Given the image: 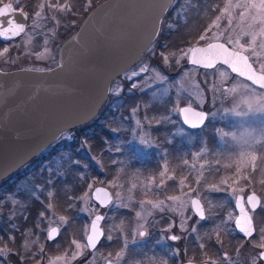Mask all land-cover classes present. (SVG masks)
I'll return each mask as SVG.
<instances>
[{
  "label": "rangeland",
  "instance_id": "374dc122",
  "mask_svg": "<svg viewBox=\"0 0 264 264\" xmlns=\"http://www.w3.org/2000/svg\"><path fill=\"white\" fill-rule=\"evenodd\" d=\"M210 1L173 0L167 13L169 19L164 16L160 23L159 32L164 26L163 39L158 44H154L157 35L153 46L149 48L152 51L147 50L138 63L127 72L139 71L144 65L149 67V71L141 73L132 80L125 78V72L113 81L110 86L111 95L106 102L108 104L97 117L96 122H91L77 132L71 131L55 146L45 151L39 159L23 168L8 187L0 188V243L7 240L9 243L7 249L10 253L28 250L27 252L32 253L34 258L38 256L36 264H49L51 259L60 255L70 258L71 254L64 253L63 247L59 251L58 248L63 241L65 243L73 238L81 240L76 228L85 217H89L87 212L81 210L80 214H75L74 206L79 195L85 191L83 187L89 183H93L94 187L103 179H107V183L116 179L119 187L112 188L114 192L121 193V199L125 197L127 201L129 195L143 193L140 187L129 193L128 188L131 184L140 185L149 178H154V181L158 178L161 180L159 173L166 165L165 178L168 175L194 178V180L199 177L198 188H202L203 191L197 190V187L190 190L188 185H184L182 187H187V192L185 190L183 192L191 191L195 196L198 194L209 202L212 199L220 200L216 206L219 208L223 202V189L229 182L233 183V188L243 187L246 190L261 188L259 182L264 186V92L232 76L220 66L204 71L187 65L186 68L174 72V76L171 75L172 73H166L168 67L173 68L174 71L176 66L186 63L184 58L179 65L176 64V59L182 55L184 49L192 45H204L207 42V40L201 41L200 44L199 36L220 15L219 13L214 17L210 16L211 9L208 4ZM4 2L12 3L18 10L23 9L27 14L26 33L31 35L32 39L28 41L27 35L22 34L9 43L0 42V51L5 47L10 49L8 53L0 56L2 70L49 69L55 66L56 51L59 46L54 48L53 43L62 39L77 22L76 18L80 12L94 3L88 0H0V4ZM233 2H244V0H233ZM41 3H68L71 11L53 12L46 7L43 15L47 17L55 15L59 25L50 18L41 19L39 23L42 26L33 31L31 25L34 22V14L39 10ZM239 11L241 9L234 11L231 27L227 19H223L219 28L212 27L207 36L211 37L214 32L221 30H230L235 38L240 28L246 26L239 19ZM207 15L212 21L203 24ZM52 29H55L54 33ZM177 29L178 44L180 39L188 38L189 40L194 38V43L181 44L176 51L171 50L168 54L161 52L162 44L170 33L169 30ZM45 39L48 40L46 47L49 52L45 59L37 60L36 55L45 48L43 43ZM220 41L224 42L223 38ZM256 47L261 59L255 67L260 71L259 63L264 62V49H259V40ZM164 56L168 57L167 65L164 63ZM152 69L166 79L156 80ZM186 72L189 73L188 76L184 75ZM220 72H224L225 75L221 77ZM133 83L137 85L136 88L131 87ZM117 88L120 89L118 93L115 91ZM126 94L127 97L130 94H140V97L146 98L128 99V104L122 106L123 116L115 118L113 123H110L111 118L106 119L110 112L117 110V107H119L118 112L121 111L120 98ZM182 104L207 111L205 129L203 127L189 132L180 126L178 115L172 109ZM133 109H136L135 113ZM137 120L140 121V127L136 125ZM95 125H98L99 129H109V138L103 137L100 141L96 139L95 142L93 141L96 144L93 147L90 144L91 139L87 141L84 137L91 134L89 132ZM145 134L151 141V146L139 143L141 135ZM158 136L162 137L161 141L157 140ZM69 137H72V140H68ZM97 160L100 161L99 164L96 163ZM214 176L216 182L206 184L204 178ZM224 180L227 184L221 183ZM213 185L221 187L222 191H208ZM49 191L54 193L52 198L47 195ZM13 200L17 203L13 204ZM48 203L54 205L57 215H65L69 218L68 224L52 243L45 240V231H42L46 230L47 217L52 215V212L46 208ZM83 206L81 205L79 209ZM211 207L212 205H209V210ZM41 211L45 212L44 220L39 218ZM157 212H153L147 222L153 221L152 224H158ZM136 220L137 228V225L143 221L138 218ZM38 221L40 228L36 227ZM31 224L34 225L33 229L37 230L35 241L38 250L30 244V236L26 235V230L32 227ZM25 243L29 245L27 249L24 247ZM41 245L44 246L43 252L40 251ZM70 249L74 251L73 246ZM6 257L11 258L14 264L17 263L11 255Z\"/></svg>",
  "mask_w": 264,
  "mask_h": 264
},
{
  "label": "water",
  "instance_id": "95a60500",
  "mask_svg": "<svg viewBox=\"0 0 264 264\" xmlns=\"http://www.w3.org/2000/svg\"><path fill=\"white\" fill-rule=\"evenodd\" d=\"M172 1L103 0L59 46L54 67L0 69V183L61 135L96 117L111 83L135 66L156 39ZM13 9L15 19L27 25L20 10ZM8 18L0 17L5 26ZM186 63L192 66L187 59ZM252 86L264 91V84L253 81ZM192 108L203 112L206 121L204 110Z\"/></svg>",
  "mask_w": 264,
  "mask_h": 264
},
{
  "label": "snow or ice",
  "instance_id": "6c2138e0",
  "mask_svg": "<svg viewBox=\"0 0 264 264\" xmlns=\"http://www.w3.org/2000/svg\"><path fill=\"white\" fill-rule=\"evenodd\" d=\"M52 10L53 12H69L71 7L68 3L59 4V3H41L39 5V10L34 14V22L31 25L33 31L36 28L41 27L39 23L41 19H51L59 25V20L56 19L55 15L47 17L43 15V10L45 8ZM237 9L239 11V19L241 22H244L246 26L240 28L239 33L234 38L230 30H221L214 32L211 37L207 36V33L211 31L212 27L219 28L220 21L227 19L229 27L233 24V14ZM13 4L8 3L3 7H0V17L9 16L6 21L0 20V39L3 40H15V38L21 36V34L26 33V25L24 23L18 22L14 15ZM20 14L27 19V14L23 12V9H20ZM179 14V13H178ZM247 18V20H246ZM53 33L55 29H52ZM223 38L224 42H218ZM28 41H31L32 36L27 35ZM204 46L192 45L183 50L182 55L176 59V64L179 65L181 59L186 58L190 65L203 67L205 69H213L217 65L227 66L232 73L238 74L240 77L245 78L247 82L253 81L258 82V84H264V62L259 63V70L262 74H257V68L254 65L261 59L257 51V41L259 40V49H264V0H244V2H233V0H225L223 8L220 9V15L216 17V20L213 21L212 25H209L205 32L199 36V41H206ZM198 41V42H199ZM45 48L42 52L36 55L37 60H43L46 58L49 49L46 47L48 40H44ZM9 48L5 47L0 51V56L9 52ZM152 51V49H148ZM165 65L168 64V57H163ZM35 71H43L42 68H37ZM149 71L147 65L141 66L139 71L132 70L131 72L125 73V78L127 80H132L133 78L139 76L141 73ZM155 73V79L163 81L166 78L162 76L159 72L152 69ZM185 76H188L189 73H184ZM224 72H220V76L223 77ZM132 88H136L135 83L132 84ZM195 87V86H194ZM110 91H112L110 89ZM118 93L119 88L115 89ZM136 109H133L135 113ZM182 120L183 124L190 128H197L202 126L205 121V114L201 111H195L190 106H177L172 109ZM168 119V117H164ZM159 123V121H157ZM137 127H140V121H136ZM71 138V137H69ZM139 143L144 146H151V141L146 138L145 135H141ZM195 158V157H194ZM97 164L100 163L99 160L96 161ZM102 167V166H101ZM167 173L166 165L163 166L161 172L159 173L161 180L158 185L154 183V178H149L147 182H141L140 185L135 183L131 184L128 188L129 193H131L137 187H140L141 190L147 195L153 191L154 187H163L165 185V176ZM174 177L171 175L167 176L168 180H172ZM238 182V181H237ZM103 183V182H100ZM186 183L185 179L179 180V185L184 186ZM199 183V180H197ZM222 184H227V181L224 180ZM110 187H119L117 180L113 179L108 182L106 187H93V183L87 185V189L82 193L78 198L84 204L81 208L82 212H87L91 216L90 223L85 225L83 230V239L77 240L75 238L71 239L70 244L73 246L74 251H72L71 257L67 258L66 255H60L51 259L49 264H72L76 261L82 254L83 250H96L98 243L105 237V229L102 225V221L105 220V216L100 214V209L107 207L115 203L118 207H129L130 202L132 201V196L127 197V202L121 199V193L119 191L115 192V200L113 193H111L108 188ZM208 191L210 192H220L222 188L216 185L211 186ZM246 189L241 188H232L230 191L231 197L234 199L236 214L229 211L227 217L224 221H221L217 224L212 232L216 236L217 243L221 244L219 239L220 233L223 231L225 233L238 231L243 234L245 238L251 239L259 230V243L255 244L254 247L258 248L259 251L252 256L251 264H264V226H259L254 220V213L257 208L261 206V198L255 191H249L245 196ZM49 198L54 196V193L49 191L47 193ZM91 201H95V205H91ZM13 204H16L17 201L13 200ZM72 207V205H69ZM140 210L136 211V217L143 221L137 225L138 235L143 237L146 234L145 228L148 217H150L153 212L159 211L164 212L165 209L178 213L181 216L179 223L177 225L169 224L165 231H171L173 227H178L181 231H185L187 228L188 221L193 217L197 218L200 221L206 219L205 209L202 205V202L199 198V195H192V192L181 193L179 196H168L165 199L158 200H142L139 201ZM46 208L52 212V215L47 217V227L45 231L47 241H54L61 230L68 224L69 218L65 215H57L54 211V205L48 203ZM185 210H190L191 215H186ZM40 220L45 219V212L41 211L39 213ZM11 219V217H10ZM228 225H233L228 227ZM37 228H40L39 221L36 225ZM116 230H122L123 222L120 225L114 226ZM193 232H196V228H192ZM26 235H31V230H28ZM14 239V237H9ZM199 239V237H197ZM107 239L111 240L112 236L107 235ZM172 241H178L181 239L179 235L173 234L168 237ZM36 241H32V244H35ZM127 242H125L126 244ZM25 249L29 247L27 243L24 244ZM199 247L204 249L206 245L200 243ZM44 246H40V251L43 252ZM7 248L0 249V264H3V259L7 255H11ZM124 256V251H117L114 258H110L107 261V264H119ZM224 259L229 260L227 254H225ZM161 264H166V261H162ZM191 264V262H189ZM204 264H218V261L208 257Z\"/></svg>",
  "mask_w": 264,
  "mask_h": 264
},
{
  "label": "flooded vegetation",
  "instance_id": "af4514ba",
  "mask_svg": "<svg viewBox=\"0 0 264 264\" xmlns=\"http://www.w3.org/2000/svg\"><path fill=\"white\" fill-rule=\"evenodd\" d=\"M5 3V2H4ZM225 0H219L218 2L211 0L209 4V9H211L210 16L214 17L220 13V9L223 8ZM2 4V3H1ZM14 7V5H13ZM16 8V7H14ZM17 9V8H16ZM169 12V11H168ZM167 12V13H168ZM167 13L165 17L167 16ZM209 15H207L206 19L203 20L204 23H210L212 19H210ZM169 19V18H168ZM208 26V25H207ZM220 41V40H219ZM218 67V66H216ZM215 67V68H216ZM222 67V66H220ZM255 67V65H254ZM226 69V68H225ZM203 70V69H199ZM227 70V69H226ZM228 71V70H227ZM186 104H182L184 106ZM191 106V105H188ZM193 107V106H191ZM196 108V107H194ZM199 109V108H197ZM206 111V110H205ZM207 112V111H206ZM180 126L183 129L188 130L189 132H193L199 129H189L184 126L180 117L178 116ZM73 131V130H72ZM71 131H68L66 134L62 135L53 145H51L48 149L52 146H55L64 136L69 134ZM109 137V136H108ZM161 136H158V141H161ZM72 140V137L68 140ZM101 138H98L100 141ZM102 142V141H101ZM98 147V146H97ZM101 148V146L99 145ZM47 149V150H48ZM45 150V151H47ZM44 151V152H45ZM42 152L36 159H39ZM36 159L27 163L23 168L32 164ZM22 168V169H23ZM22 169L16 172L14 175L4 179L0 184V188L8 187L9 183H11L15 178L16 175L19 174ZM252 173V172H251ZM250 173V175H251ZM255 174V173H254ZM260 175V174H258ZM172 180H168L165 178V185L163 187H154L153 191L149 194L133 193L132 201L130 202L129 207H118L116 208V204L113 203L107 207L100 209V214L105 216V220L102 221V225L105 229V237L98 243L96 250H83V254L74 261L73 264H107L108 259L114 258L115 253L117 251H124V256L119 264H161L162 261H166V264H204L205 260L210 257L218 261V264H251V259L254 254H256L259 249L254 247L255 244L259 243V230L257 229V233L254 235L253 238L248 239L243 236V234L239 233L238 231L232 232H221L219 239L222 243H217L216 236L213 234L212 229L219 224L221 221H224L227 217V213L229 211L236 214L235 203L234 199L230 195V190L233 188L232 182L228 183L223 189V202L222 205L216 207L218 202L217 199H212L211 202L206 201L201 197L200 200L202 205L205 209L206 219L203 221L198 220L197 218L193 217L188 221L187 228L185 231H181L178 227H173L171 231H165L169 224L177 225L181 216L178 213L171 212L165 209L164 212H157L156 216L159 218L158 224H152L153 221H148L146 224V234L141 237L138 235V229L136 228V211L140 210L139 201L142 200H158V199H165L168 196H179L181 193H184L183 190H187V187H182L179 185V180L183 177L180 176H173ZM185 179V185H188L190 190H193L197 187V190L203 191L202 188H198L197 180H200L198 177L194 180V178H183ZM237 179V177H235ZM160 178L155 179L154 183L158 185L160 183ZM206 184H212L216 182V177H206L204 178ZM103 183H97L94 187L107 186V179L101 180ZM240 184V183H239ZM235 185V183H234ZM260 187L263 185L262 182H259ZM84 190L87 189V186L83 187ZM108 190L113 193V197L115 200V192L112 187L108 188ZM249 191H255L258 196L261 198V206L257 208L256 212L254 213V220L259 226H264V187L260 189H252L246 190L244 195L246 196ZM187 192V191H186ZM83 193V192H82ZM81 193V194H82ZM79 195V197L81 196ZM193 196L194 193H192ZM122 200H125V197H122ZM74 206L75 214H80L79 207L83 206V202L78 199V201ZM91 205H95V201H91ZM209 205H212L211 209L209 210ZM186 215H191L190 210H185ZM112 216V217H111ZM82 220V219H81ZM80 220V221H81ZM91 220V216L85 217L78 224L76 231L80 233L81 240L83 239V230L85 225L89 224ZM114 224H113V223ZM123 222L122 230H116L115 225H120ZM112 223V224H111ZM29 230H31L30 235V244L32 245V241L36 239L37 230L33 229L34 225H30ZM233 225H228V227H232ZM196 228V232L192 231V228ZM28 232V230H26ZM111 235L112 239H107V235ZM176 234L181 237L178 241H172L168 239L169 236ZM199 237V239L197 238ZM44 238L46 239V235L44 233ZM58 238V237H57ZM56 238V239H57ZM54 241H47L49 243L55 242ZM125 242H127L125 244ZM61 246L58 248V251L61 250L63 247L64 253L72 254L70 240L68 242H61ZM200 243H204L206 247L201 249L199 247ZM37 241L33 246L37 247ZM9 243L7 240L1 241L0 248H7ZM39 246V245H38ZM17 249V248H16ZM38 250V247L36 248ZM35 250V249H34ZM19 252H15V254H11L12 259L17 261L16 264H36L38 256L34 258L32 253L29 254L28 250L22 251L18 250ZM225 254L229 257V260L226 261L224 259ZM30 255V256H29ZM42 260V259H40ZM37 261V262H36ZM12 260L9 257H5L3 259V264H12ZM14 264V263H13Z\"/></svg>",
  "mask_w": 264,
  "mask_h": 264
},
{
  "label": "trees",
  "instance_id": "16d2710c",
  "mask_svg": "<svg viewBox=\"0 0 264 264\" xmlns=\"http://www.w3.org/2000/svg\"><path fill=\"white\" fill-rule=\"evenodd\" d=\"M92 1H94V3L91 5V7H89L88 9H85V10H83V11H81L80 12V15L76 18V20H77V22L74 24V25H72L71 26V30L70 31H68L66 34H65V36L62 38V39H60V40H58V41H56V42H54L53 43V47L54 48H57L63 41H64V39H66L68 36H70L77 28H78V26H79V24H80V22L82 21V19H83V17H85V15L96 5V4H98L99 2H101L102 0H88V2H92ZM169 13V12H168ZM169 17V14H167V18ZM164 29V26L162 27V29L160 30V32H159V34H158V37H157V39H156V41H155V43L154 44H158V42H161V39H163V37H164V35H163V30ZM170 31V33L168 34V36H167V38L165 39V42H163V44H162V51L161 52H163V53H165L166 52V54H168L169 52H171V50H174V51H176V49H177V47L178 46H180L181 44H184V43H186V44H193L194 42V38L193 39H191V40H189V38L188 39H185V40H182V39H180V42H179V44H178V36H177V34H176V32H178L179 30L177 29V30H169ZM180 36V35H179ZM175 40V41H174ZM201 42V41H200ZM200 44H202V42L200 43ZM1 45V44H0ZM153 46V45H152ZM151 46V47H152ZM187 67V63H182V64H180L179 66H176L175 67V70L174 71H172L173 70V68H169L168 67V70H166V73L167 74H171L172 76H174V72H178V70L179 69H182V68H186ZM172 71V72H171ZM111 95V94H110ZM127 95L128 94H126V96H122V98H120V104H122V105H120V112H118L119 110H118V108L119 107H117V110H115V111H112V112H110V114H109V117L106 119V120H108L109 118H111V122L110 123H113V120L115 119V118H117V117H119V118H121L122 116H123V113H122V106H124L125 104H128V99H130V98H133V100H135L136 98L138 99V98H140V99H145L146 97L144 96V97H140V94H130L128 97H127ZM109 98H110V96H109ZM109 100V99H108ZM108 104V103H107ZM107 104L104 106V108L102 109V111L100 112V114L99 115H101V113L103 112V110L106 108V106H107ZM97 121V118L94 120V122H96ZM93 122V123H94ZM92 123V124H93ZM205 126V125H204ZM203 126V127H204ZM89 127V126H88ZM88 127H86V128H88ZM202 127V128H203ZM84 127H82V128H77L75 131L77 132V131H79V130H82ZM204 129H205V127H204ZM200 130V129H199ZM108 131H109V129H106V128H102V129H99V126L98 125H95L94 126V128L89 132V133H91V134H88V136L86 135V137H84L85 139H87V141H89V139H91V141L92 142H90V144H91V146H93V147H95V143H93V141L95 142V140L97 139L98 140V138H103V137H105V138H109L108 137ZM90 137V138H89ZM97 150H99V149H97ZM212 175V174H211ZM210 175V176H211ZM215 177V176H214ZM264 186L262 185L261 186V188H263ZM261 188H259L260 189V191H261ZM1 232V231H0Z\"/></svg>",
  "mask_w": 264,
  "mask_h": 264
}]
</instances>
